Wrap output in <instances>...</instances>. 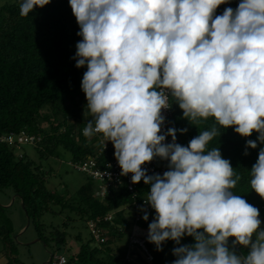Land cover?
<instances>
[{"label":"clouds","instance_id":"obj_1","mask_svg":"<svg viewBox=\"0 0 264 264\" xmlns=\"http://www.w3.org/2000/svg\"><path fill=\"white\" fill-rule=\"evenodd\" d=\"M50 2L20 0L19 15ZM228 3L68 0L80 37L72 59L87 69L80 88L92 118L83 135L101 134L120 175L150 186L147 241L157 251L174 242L172 264H264L259 209L235 194L241 176L219 147H208L228 128L242 138L256 134L244 155L264 145V0H239L216 15ZM173 103L193 126L212 120L187 146L176 142L177 129L162 128ZM156 159L168 162L163 175L142 167ZM249 175L264 200V147ZM184 237L194 243L181 245Z\"/></svg>","mask_w":264,"mask_h":264},{"label":"trees","instance_id":"obj_2","mask_svg":"<svg viewBox=\"0 0 264 264\" xmlns=\"http://www.w3.org/2000/svg\"><path fill=\"white\" fill-rule=\"evenodd\" d=\"M238 2L230 0V3L220 5L216 15L222 14L226 7L235 9ZM19 3L20 0H0V136L25 132L38 137L39 141L28 146L38 151L40 159L47 160L58 148L71 155L72 163L92 157L96 148L93 142L102 138L101 134L93 138L83 135L86 123L92 118L80 88L87 69H77L76 61L72 59L80 37L68 0H51L26 18L19 15ZM211 123L209 118L207 123L193 126L183 118L178 105L172 104L168 128L177 129V137L184 146L200 131L207 130ZM182 129L187 131L181 134ZM247 139L256 140V134L242 138L228 128L222 130L208 147H219L223 158L231 162L241 176L233 191L259 209V218L264 223V200L251 191L249 175L264 145L258 144L256 149H248V155H244ZM23 146L17 149L0 142V191L13 194L37 237L46 246L52 244L62 250L66 264H129L124 258L132 229L137 226L147 232L155 212L141 210L137 218L134 199L125 187L113 196L98 199L88 177L89 181L74 193L48 190L46 183L51 171L42 170V166L20 154ZM105 155L109 158L110 152ZM149 189V185H139L137 203ZM145 212L147 221L142 219ZM107 214H112L111 220L104 222ZM11 215L9 207L0 205V255L5 258V264H20L15 256L17 245ZM46 215L63 217L62 231L58 226L45 223ZM75 219L84 222L86 228L88 221L99 220L104 243L96 244L90 233L89 241L85 243H82L80 232L72 236L67 233L65 229ZM123 241V248H116L114 253L111 246ZM90 243L95 247L90 248ZM193 243L192 237L181 240V245ZM175 246L174 242L167 241L162 250L157 251L147 242L145 247L150 261L136 247L130 252L138 264H172ZM235 251L238 255H246L248 249L237 246Z\"/></svg>","mask_w":264,"mask_h":264},{"label":"rangeland","instance_id":"obj_3","mask_svg":"<svg viewBox=\"0 0 264 264\" xmlns=\"http://www.w3.org/2000/svg\"><path fill=\"white\" fill-rule=\"evenodd\" d=\"M19 153H23L28 159L42 166V170L51 171L50 175L47 177L46 183V188L48 190H57L59 192L67 190L69 193H74L79 187L89 181L87 176L73 168L71 164V155L61 148H58L47 160L40 159L38 151L32 146H23ZM91 183L93 188L96 189L98 184L95 182ZM0 205L9 207L12 213L11 220L13 224L14 241L17 245L15 256L16 259L20 261V264H49L47 262L50 254L58 256L63 254L62 250L56 249L52 244L45 246L41 242H35L38 239L37 233L33 225L31 223L28 224L24 212L10 191H0ZM43 221L47 224L50 223L54 226H58L59 230L62 231L61 224L63 222V217L46 215ZM261 228H264L263 221ZM65 231L71 236L80 232L82 243L89 241L90 235L85 223L77 219L73 220ZM124 244L125 241L113 244L111 247L115 249L114 253H116V248L122 249ZM93 247H95L94 243H90V248ZM95 256H98V254ZM5 262V258L0 255V264H5ZM138 263L139 261L135 259L131 264Z\"/></svg>","mask_w":264,"mask_h":264},{"label":"built area","instance_id":"obj_4","mask_svg":"<svg viewBox=\"0 0 264 264\" xmlns=\"http://www.w3.org/2000/svg\"><path fill=\"white\" fill-rule=\"evenodd\" d=\"M165 117V123L162 126L163 130L166 132L168 129V120L171 117V108L169 110H165L162 113ZM97 135V134H96ZM94 135L93 137H96ZM92 137V138H93ZM37 141H39V138L34 135H28L25 132H20L17 135H8V136H0V142L6 143L8 146H15L17 149L22 145H34ZM166 143L171 142V137H168L165 141ZM177 143L181 144L180 139L177 137L176 140ZM95 150L94 155L92 157H89L85 160H80L75 163H71L73 168L86 175L88 178L91 179L92 182H95L98 184L97 188L95 189L94 196L98 199H103L107 196H113V193L118 192L122 187L126 188V191L133 197L134 208L138 211L136 214V217L138 218V215L140 211H154L149 206L144 204V201L147 199V194L143 196L141 201L139 203L136 202L137 197V190L139 185L143 183L141 181L140 183H137L133 185L131 183V174H128L127 176H121L120 175V168L117 165V162L114 158V149L111 143H107L104 147L105 142L102 139H96L95 142ZM182 145V144H181ZM105 152H110L109 158L105 155ZM101 157H103V160H101ZM167 161H162L159 159H156L152 162H150L147 165H144L142 167H145L147 169V173L149 175L152 174H160L163 175V173L167 170ZM112 217V214H107L103 221H110ZM99 220H90L87 222V228L90 233V235L93 237L96 244H102L105 241V238L103 236V232L98 227ZM147 232L138 228L137 226H134L132 229L131 235L128 240V252L125 255L124 261L126 263H132L135 259L134 255H131L132 251L131 249L137 248L138 251L142 252L143 256L147 261L151 260V256L146 250L145 244L147 241ZM67 260L62 255H52L51 260L49 264H66Z\"/></svg>","mask_w":264,"mask_h":264},{"label":"water","instance_id":"obj_5","mask_svg":"<svg viewBox=\"0 0 264 264\" xmlns=\"http://www.w3.org/2000/svg\"><path fill=\"white\" fill-rule=\"evenodd\" d=\"M21 207H22V203H21ZM28 224H29V222H28ZM35 242H41V243H43V245H45L44 244V242L43 241H41L39 238L35 241ZM46 246V245H45ZM51 257H52V254H50V257H49V260H48V262L47 263H49L50 262V260H51Z\"/></svg>","mask_w":264,"mask_h":264}]
</instances>
